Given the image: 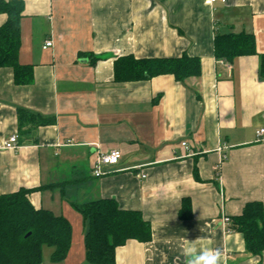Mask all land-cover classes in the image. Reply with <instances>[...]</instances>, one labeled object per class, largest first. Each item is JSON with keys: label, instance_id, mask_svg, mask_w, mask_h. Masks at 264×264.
Here are the masks:
<instances>
[{"label": "crops", "instance_id": "obj_1", "mask_svg": "<svg viewBox=\"0 0 264 264\" xmlns=\"http://www.w3.org/2000/svg\"><path fill=\"white\" fill-rule=\"evenodd\" d=\"M23 1L19 59L33 66L34 82L18 86L13 69L0 68V195L31 190L37 209L69 220L72 248L61 264H88L87 229L73 204L102 198L152 226L149 242L118 247L116 264H185L193 247L219 249L220 264H264V251H246L243 235L223 222L247 203L264 207L256 137L264 129V0ZM7 20L0 14V27ZM242 32L256 37L258 55L217 59L215 37ZM46 41L54 46L44 49ZM184 54L200 58L198 77L115 81L121 57ZM19 110L54 122L21 127ZM14 135L19 147L5 149ZM115 150L120 162L94 177L95 161Z\"/></svg>", "mask_w": 264, "mask_h": 264}, {"label": "trees", "instance_id": "obj_2", "mask_svg": "<svg viewBox=\"0 0 264 264\" xmlns=\"http://www.w3.org/2000/svg\"><path fill=\"white\" fill-rule=\"evenodd\" d=\"M23 0H0V14L8 16L0 27V68L13 69L14 82L27 86L34 82L33 66L20 62L22 49ZM214 53L219 60L233 63L241 56L258 55L253 34L217 35ZM260 75L264 78V55L260 56ZM118 83L141 82L158 76L173 75L176 81L198 77L202 73L200 58L184 54L180 58L141 59L133 56L119 58L114 64ZM19 125L53 124L33 113L18 111ZM31 190L0 195V264H43L44 249L50 247L54 264L66 261L72 248L73 229L64 216L49 210L37 209L29 200ZM83 216L87 229L85 257L88 264H116V250L136 240L149 242L152 226L140 211L123 210L117 200L100 199L85 204H73ZM189 201L183 203L181 218L189 212ZM230 230L240 232L246 241V251L261 255L264 251V207L257 202L247 203L242 215L231 218Z\"/></svg>", "mask_w": 264, "mask_h": 264}, {"label": "built area", "instance_id": "obj_3", "mask_svg": "<svg viewBox=\"0 0 264 264\" xmlns=\"http://www.w3.org/2000/svg\"><path fill=\"white\" fill-rule=\"evenodd\" d=\"M227 0H205L207 6L214 5L216 3L225 4ZM44 49H48L54 46L52 41L45 42ZM257 142H264V129L258 130L256 133ZM18 135L11 136L4 142V148L7 150H15L19 147L18 145ZM183 147L189 149L188 143H183ZM122 159L121 152L119 150L111 151L108 153L101 154L99 158L95 161L92 171L93 175L96 178H101L106 175V171L103 170V167H114ZM145 177V176H144ZM143 177V178H144ZM224 223L229 224L231 222L230 218H225Z\"/></svg>", "mask_w": 264, "mask_h": 264}, {"label": "clouds", "instance_id": "obj_4", "mask_svg": "<svg viewBox=\"0 0 264 264\" xmlns=\"http://www.w3.org/2000/svg\"><path fill=\"white\" fill-rule=\"evenodd\" d=\"M185 264H220L221 252L219 249L197 250L195 247L185 250Z\"/></svg>", "mask_w": 264, "mask_h": 264}, {"label": "rangeland", "instance_id": "obj_5", "mask_svg": "<svg viewBox=\"0 0 264 264\" xmlns=\"http://www.w3.org/2000/svg\"><path fill=\"white\" fill-rule=\"evenodd\" d=\"M53 252V249L50 248V247H46L44 249V256H43V259H44V263L43 264H54L52 261H51V254Z\"/></svg>", "mask_w": 264, "mask_h": 264}]
</instances>
